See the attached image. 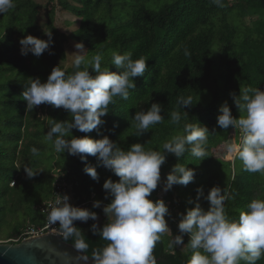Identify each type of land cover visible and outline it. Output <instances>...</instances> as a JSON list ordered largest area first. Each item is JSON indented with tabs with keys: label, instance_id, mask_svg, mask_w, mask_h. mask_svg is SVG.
Segmentation results:
<instances>
[{
	"label": "trees",
	"instance_id": "obj_1",
	"mask_svg": "<svg viewBox=\"0 0 264 264\" xmlns=\"http://www.w3.org/2000/svg\"><path fill=\"white\" fill-rule=\"evenodd\" d=\"M59 4L81 18V24L70 35L61 33L54 25L55 11H50L52 54L45 51L40 57L31 53L21 55L19 39L29 34L48 39L37 23L41 5L35 0H15V8L0 14V237L5 230L20 235L30 223L44 226L47 219L42 205L56 196V183L62 182L67 184L62 195H71L72 205L85 203L83 208L97 213L98 226L106 222L102 208L110 200L104 198L103 184L109 178L118 181L119 177L99 166L96 169L99 179L93 180L83 171L85 161L79 156L58 153L45 134L52 119L70 120L69 113L48 104L26 111V101L21 95L29 77H39L45 82L54 66L60 63L64 69L61 61L65 60V44L69 39L87 47L89 60L101 53V68L113 72L121 71L111 63L114 51L130 52L133 60L140 57L147 60L148 68L144 76L134 78L136 87L129 90L128 99L115 98L116 102L109 105V113L102 117L105 120L102 134L122 149L141 143L146 149L162 150L165 141L183 132L185 123H199L208 128L207 158L201 161L190 150L179 159L166 153V162L161 166L162 180H166L173 165L180 163L195 169L194 181L187 186L174 185L163 198L162 185H158L150 199L169 202L171 209L178 210V219V213H183L179 210L183 200L174 195L177 191L195 201L198 187L203 186L207 194L212 186L219 185L233 197L225 201L224 207L229 218L236 219L240 211L247 210L252 199H264V178L260 173H250L244 167L235 172L234 163L215 157L213 152L228 134L223 129L220 133L217 125L220 105L230 101L231 112L237 114L231 92L238 95L246 88L264 90V0H222V6L212 0H59ZM215 45L223 68L220 77L214 73ZM185 50L189 55H185ZM64 70L69 74L74 71L73 67ZM89 71L95 75L92 69ZM181 96H191L192 106L181 108L177 103ZM154 102L162 105L164 120L142 136H135L132 116ZM40 106H46L47 117L38 115ZM184 110L187 116L183 115ZM172 111L182 113L179 125L171 122ZM233 132L237 134L236 130ZM72 135L101 138L96 130L82 133L76 129L65 138L71 139ZM33 147L38 149V155L32 154ZM86 163L96 166L97 159L88 155ZM26 167L37 174L28 178ZM96 200L102 201L100 208H92ZM200 203L207 209L206 200L201 198ZM39 214L44 218L38 220ZM74 223L84 232L90 256L93 249L108 243L92 233L91 219ZM173 233L177 235L179 231ZM188 239L185 234L186 243ZM171 241V236L162 235L157 243L153 251L157 264H187L191 251L170 247ZM68 242L74 243L72 239ZM256 264H264V257Z\"/></svg>",
	"mask_w": 264,
	"mask_h": 264
},
{
	"label": "clouds",
	"instance_id": "obj_2",
	"mask_svg": "<svg viewBox=\"0 0 264 264\" xmlns=\"http://www.w3.org/2000/svg\"><path fill=\"white\" fill-rule=\"evenodd\" d=\"M212 2L222 6V0ZM15 6V0H0V14H6ZM44 34L47 40L31 34L19 39L20 54L27 56L31 53L36 57L45 51L52 54V32ZM75 49L77 51L69 54L74 69L72 73H67L59 63L52 68L45 82L39 77L28 78L21 94L26 101V111H33L41 104L63 108L71 119H52L45 139L52 142L58 153L67 152L85 161L83 171L93 180L99 179L96 170L99 166L111 170L119 180L109 178L103 184L104 198L110 202L102 208L107 218L102 227L95 223L98 220L95 211L73 206L67 194H57L54 203L49 204L47 222L50 226H56L58 222L56 234L64 241L72 239L77 253L86 254L89 244L82 229L74 222L94 221L92 233L108 243L93 249L90 257L93 264H157L153 251L162 235L171 231L166 220L171 214L163 199L153 201L149 197L158 185L167 192L174 185L187 186L195 178L194 168L176 163L166 180H162L161 166L166 162V153L179 159L190 150L192 156L203 161L208 157L209 130L199 123H185L183 132L165 141L162 150L146 149L141 143L130 145L128 150L122 149L102 134L101 128L105 124L102 117L109 113V105L116 102L115 98L128 99L129 90L136 87L134 78L144 76L148 68L147 60L144 57L133 60L130 52L120 54L114 51L111 63L121 71L113 72L109 68H101V53L89 60L88 50L82 42L76 43ZM185 55H189L187 50ZM230 96L243 114L239 118L234 117L227 101L219 107L217 125L223 130L231 126L240 132L238 143H225L227 154L229 158L236 157L242 161L246 171L264 174V90L246 88L238 95L231 92ZM177 103L183 109L191 107L192 97L181 96ZM162 111L158 102L136 111L132 116L136 128L134 135L140 137L161 123L164 120ZM183 115L187 116L188 112L184 110ZM181 117L180 111L170 113L173 124L179 125ZM73 129L82 133L96 130L101 138L72 135L71 139H66ZM31 152L39 154L35 147ZM88 155L96 157V166L86 163ZM25 172L28 178L37 174L27 167ZM196 193L195 201L189 200L194 207L178 213L179 234L174 235L170 243V247L186 246L191 251L187 264H256L264 257V199H252L247 210L240 211L236 219L229 218L224 207L225 201L233 197L219 185L212 186L207 194L200 186ZM201 198L208 202L207 209L201 205ZM101 205L102 201L96 200L92 208H100ZM185 234L189 237L187 244L184 243ZM84 258L88 259L87 256Z\"/></svg>",
	"mask_w": 264,
	"mask_h": 264
},
{
	"label": "rangeland",
	"instance_id": "obj_3",
	"mask_svg": "<svg viewBox=\"0 0 264 264\" xmlns=\"http://www.w3.org/2000/svg\"><path fill=\"white\" fill-rule=\"evenodd\" d=\"M35 1L41 5L39 16H38V22H37L39 25L40 31H42V32L43 31L44 32L50 31L48 21L50 20V11H52V10L55 11L54 25L61 33L70 35L75 30H77L79 28V26L81 24V18L75 16L70 11L65 10L59 4V0H35ZM247 21L250 22V18H247ZM76 43H81V42L75 41L73 39H69L65 44L66 57H65V60L61 61V64L63 65L64 69H68V68L72 67V57L69 54L77 51L75 49ZM85 49L88 50L86 46H85ZM213 55H214V59H215L214 73L217 77H220L221 72H223V68H221V65L219 62L218 45L214 46ZM220 85H222V82H220ZM228 104H229V107L231 108V102L230 101H228ZM232 114L234 117L239 118V116L242 115L243 113H241L238 110L237 114H234V113H232ZM38 115L41 116L42 118L47 117L46 106L44 108L40 106ZM233 130H236L237 134L236 133L234 134ZM220 131H222L221 128L219 129V132ZM227 131H228V134L226 136H224L222 139L223 143L221 145L215 147L213 152L215 154V157L223 159L226 162L231 161L232 163H234L232 165L233 169L235 170V172H240L242 170V168L244 167L242 161H240L238 158L235 159L236 157L235 158L234 157L229 158V155L227 154L226 148L224 147L226 142L227 143H238L239 142L240 136L237 137V135L239 134V129H233L232 127H229L227 129ZM55 173H56V171H55ZM261 176H262V178H264V174H261ZM167 192H164L161 189L160 194H166ZM178 192L180 195L178 194ZM174 195L175 196L177 195L176 197L180 196L183 200V202H182L183 204H181L179 206L180 211L185 212L186 209L193 207V203H189V200H192V199L190 196H187L186 193L183 194L182 191L181 192L177 191V193H174ZM69 197H70V200H73V197L71 195H69ZM22 217L25 218L24 216H22ZM36 218L38 220H40L44 217H43V214L42 215L39 214V216L38 217L36 216ZM21 220H23V219L21 218ZM173 221L178 225L179 220H177V221L173 220ZM173 221L167 220L169 228L171 231L163 234V237H165V238H168L169 236H171L172 240H173L174 235H175L173 232L178 230V226L173 225V223H172ZM29 225H31V223L26 225L25 228L28 227ZM23 230H22V232H23ZM9 233H10V235H9ZM20 235L13 234V231L5 230L3 232L2 237H0V243H13L12 241L18 240L20 238ZM187 237H188V235H187ZM184 243L187 244L186 241H184ZM182 249H187V248L185 246ZM241 264H244V262H241Z\"/></svg>",
	"mask_w": 264,
	"mask_h": 264
},
{
	"label": "water",
	"instance_id": "obj_4",
	"mask_svg": "<svg viewBox=\"0 0 264 264\" xmlns=\"http://www.w3.org/2000/svg\"><path fill=\"white\" fill-rule=\"evenodd\" d=\"M72 244L53 229L20 242L0 243V264H93L88 253H77Z\"/></svg>",
	"mask_w": 264,
	"mask_h": 264
},
{
	"label": "built area",
	"instance_id": "obj_5",
	"mask_svg": "<svg viewBox=\"0 0 264 264\" xmlns=\"http://www.w3.org/2000/svg\"><path fill=\"white\" fill-rule=\"evenodd\" d=\"M56 186L58 188V190L55 192L56 193V196L48 201H46L43 205H42V211L45 213L46 215V219H47V214H48V206L49 204L51 203H54L55 199L57 198V194H60L62 195V191H66L65 187L67 186L66 182H62L61 184L59 183H56ZM161 192V191H160ZM161 198H163V194H161ZM155 201V200H153ZM85 203H82V204H73V206H77V207H82L84 206ZM169 207V212H170V216H168L169 218H171L172 220H179L178 217H177V213L178 210L175 209V211L173 209H171V206H169V202L166 203ZM58 228V222H57V225L56 226H50L48 224V222H46V224L44 226H34V225H29L28 227H26L23 232L21 233L20 235V238L18 240H16L17 242L21 239H24V238H27V237H31V236H36V235H40L42 233H45L47 231H50V230H55Z\"/></svg>",
	"mask_w": 264,
	"mask_h": 264
}]
</instances>
